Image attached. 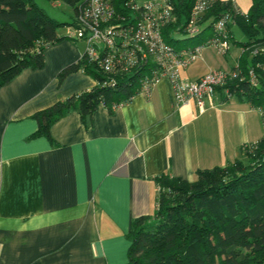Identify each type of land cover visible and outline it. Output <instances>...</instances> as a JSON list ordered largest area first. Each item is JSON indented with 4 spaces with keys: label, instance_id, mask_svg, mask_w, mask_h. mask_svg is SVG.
<instances>
[{
    "label": "crops",
    "instance_id": "obj_1",
    "mask_svg": "<svg viewBox=\"0 0 264 264\" xmlns=\"http://www.w3.org/2000/svg\"><path fill=\"white\" fill-rule=\"evenodd\" d=\"M79 42L47 47L40 68L0 88V264H127L132 222L155 209V178L193 182L197 170L233 162L262 137L249 104L218 90L203 112L194 101L177 108L167 78L115 107L72 111L48 137L34 136L35 114L96 85L81 71L58 79L80 60ZM215 51L205 47L182 78L231 73L237 61Z\"/></svg>",
    "mask_w": 264,
    "mask_h": 264
},
{
    "label": "trees",
    "instance_id": "obj_2",
    "mask_svg": "<svg viewBox=\"0 0 264 264\" xmlns=\"http://www.w3.org/2000/svg\"><path fill=\"white\" fill-rule=\"evenodd\" d=\"M73 10L81 0H54ZM119 12L127 0H111ZM200 19L202 33L223 14H229V40L235 26L244 41L235 79L218 90L249 104L261 114L264 125V0H252L243 14L232 0H213ZM177 21L164 30H181L189 19L195 0H171ZM74 25L50 19L32 0H0V88L24 69H38L44 50L66 38L62 29ZM245 58V61H242ZM246 58H249V63ZM84 70L96 85L34 115L38 130L34 136H49L51 126L76 111L89 116L99 105L115 107L139 92L143 69L110 77L112 88L104 85L107 76L80 59L59 74ZM232 71V72H233ZM252 72L255 83L249 77ZM109 83V80L108 82ZM227 97V96H226ZM242 158L222 167L197 170L193 182L162 175L152 215L135 219L127 234L130 243L127 264H264V134L255 143L240 147Z\"/></svg>",
    "mask_w": 264,
    "mask_h": 264
},
{
    "label": "built area",
    "instance_id": "obj_3",
    "mask_svg": "<svg viewBox=\"0 0 264 264\" xmlns=\"http://www.w3.org/2000/svg\"><path fill=\"white\" fill-rule=\"evenodd\" d=\"M213 0H195L189 19L181 30L170 31L176 40L192 39L202 34L204 26L200 19L213 5ZM118 13L111 0H81L74 8V25L65 34L69 40L83 41L85 49L80 59L94 64L112 88L110 80L120 74L142 70L139 92L149 93L161 78L170 82L175 107L194 101L203 112L205 103L213 102L217 88L237 77L236 72L214 70L189 82L180 75L181 70L193 64L201 56L205 47H214L220 55L229 49L228 25L232 21L229 14H223L211 23V37L199 46L176 50L165 42V28L174 24L177 17L171 0H127ZM81 72L85 73L83 69ZM251 83H255L249 72ZM227 97L228 90L224 91Z\"/></svg>",
    "mask_w": 264,
    "mask_h": 264
},
{
    "label": "rangeland",
    "instance_id": "obj_4",
    "mask_svg": "<svg viewBox=\"0 0 264 264\" xmlns=\"http://www.w3.org/2000/svg\"><path fill=\"white\" fill-rule=\"evenodd\" d=\"M32 1L36 5L37 8H39L41 11H43V13L45 15H47L53 21H56V22L62 23V24H70V23H72V21L74 19L73 8L70 5L65 4L64 2H61V1L60 2H54V0H32ZM233 1L236 2L237 7H239V10L243 14L247 13L250 10L251 5H252V0H233ZM68 27L69 26H66L65 28L62 29V34H64V35L66 34ZM231 30H232V36L233 37H232V39L229 40L230 51L228 52L227 55H220V54L216 53V51H215L214 56L216 59H221L223 61H225V59H224V56H225V58H227L228 63L233 65L235 63V61H237V64H238V61H240L241 52H238L237 55H233V54H231V52H233L234 46L238 47L237 43L244 41V37H243L242 33L235 26H232ZM211 35H212V31L210 29H207L200 36H196L192 39L176 40V38L174 37L175 35H173V33H171L170 37L165 36L164 40L166 43L171 45L174 49L180 50V49L191 48V47H194L197 45L199 46L200 44H202L203 40L211 37ZM78 46L80 48H83V51H84L85 43L83 41H80L78 43ZM209 47H211V46H209ZM206 48H208V47H206ZM246 60L249 63V58H246ZM196 61L193 64L196 65V63H197ZM242 61H245V58ZM193 64H191L187 68L181 70V73H180L181 77H182V74L185 73V71L188 70ZM237 67H238V65L235 68H237ZM228 72L230 73V71H228ZM228 81L230 82L231 78ZM262 126H263V124L260 125V127H261L260 131H262V136H263L264 127H262ZM238 156H239V158H242L241 153Z\"/></svg>",
    "mask_w": 264,
    "mask_h": 264
},
{
    "label": "bare ground",
    "instance_id": "obj_5",
    "mask_svg": "<svg viewBox=\"0 0 264 264\" xmlns=\"http://www.w3.org/2000/svg\"><path fill=\"white\" fill-rule=\"evenodd\" d=\"M74 41V40H73Z\"/></svg>",
    "mask_w": 264,
    "mask_h": 264
}]
</instances>
